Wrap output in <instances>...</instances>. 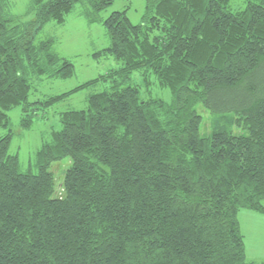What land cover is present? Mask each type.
<instances>
[{"label": "trees", "instance_id": "1", "mask_svg": "<svg viewBox=\"0 0 264 264\" xmlns=\"http://www.w3.org/2000/svg\"><path fill=\"white\" fill-rule=\"evenodd\" d=\"M233 1L146 0L133 24L127 10L100 18L114 0H30L25 22L0 0V126L19 107L29 129L38 110L105 86L59 115L36 172L20 171L11 132L0 137V264H264L247 261L238 220L264 215V0ZM76 5L108 38L94 56L119 67L30 102L33 78L74 75L52 40L34 41ZM154 80L170 102L143 95ZM65 158L58 188L50 167Z\"/></svg>", "mask_w": 264, "mask_h": 264}, {"label": "rangeland", "instance_id": "2", "mask_svg": "<svg viewBox=\"0 0 264 264\" xmlns=\"http://www.w3.org/2000/svg\"><path fill=\"white\" fill-rule=\"evenodd\" d=\"M146 0H114L111 6L100 13V18L105 19L111 13L127 10L126 15L133 24L142 21ZM11 17L18 22H25L32 16L26 15L30 0H7ZM245 0H235L230 8L235 10L243 8ZM81 6L76 5L63 24L48 23L36 35L35 43L44 40H52V50L60 57L71 61L74 65V75L68 79L33 78L29 101L33 102L46 97L67 92L89 80L106 73L108 70L119 67V63L109 56H94L98 51L108 46V38L100 22L89 23L81 16ZM140 71L131 76V85H143L144 78ZM104 84L84 89L72 94L62 102L49 108L46 112L38 110L33 117V123L29 129L20 126L21 110L19 107L8 112L10 123L7 127L0 126V137L12 133L9 153L18 157L20 171L32 170L36 172L34 160L37 150L43 141L49 139L52 130L60 128L59 115L68 110H81L86 108V97L90 93H98L104 89ZM141 92L146 97L160 98L166 102L171 101L169 90L159 87L154 82L149 85L146 93L141 86ZM196 112L202 117L200 134L208 135L211 131L210 111L201 104L196 107ZM70 165V159L65 158L51 165L55 185L63 182L65 170ZM264 205V202H263ZM240 231L244 238L247 261H264V215L249 210H240L238 213Z\"/></svg>", "mask_w": 264, "mask_h": 264}]
</instances>
